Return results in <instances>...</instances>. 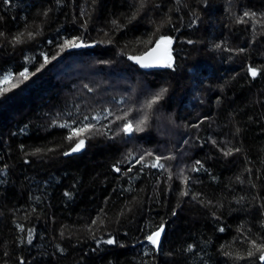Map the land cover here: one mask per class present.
I'll return each mask as SVG.
<instances>
[{
    "label": "trees",
    "instance_id": "trees-1",
    "mask_svg": "<svg viewBox=\"0 0 264 264\" xmlns=\"http://www.w3.org/2000/svg\"><path fill=\"white\" fill-rule=\"evenodd\" d=\"M136 2L11 0L5 6L0 0V15L4 16L0 31L7 36L0 38V75L12 71L13 82H18L17 73L23 67L34 72L43 63L41 52L49 57L59 53L36 75L0 96V168L8 165L6 174L0 175L4 181L0 183V264H18V258L27 264L149 262L153 258L145 255L147 246L140 229L150 222L159 223L162 217L168 234L156 264H202L208 256L213 257L209 264H222L226 258L216 255L220 245L244 254L249 239L264 238L253 207L259 201L252 200L254 195H264V77L252 80L246 76L247 65L264 67V16L260 15L264 0H207L206 5L197 0H180L179 4L176 0H150L147 9L128 23ZM47 9L51 11L45 17L42 13ZM249 9L257 13L255 18L243 16ZM165 14L172 25L157 36L167 33L175 38L176 71H142L127 56L149 46L137 41H147L148 33ZM241 17L246 23L236 22ZM113 20L121 27L117 29ZM26 24L33 31L39 27L41 34L13 48L8 39L25 31ZM72 36H78L85 46L60 52L58 45ZM189 39L194 43L188 44ZM217 43L221 49L213 47ZM239 48L245 51L238 53ZM85 84L93 91L84 88ZM161 85L171 93L163 112L173 115L179 127L156 121L147 133L140 134L142 138L127 143L96 136L72 157L51 152L43 159L25 155L37 147H57L65 130L48 128L52 118L64 122L68 112L73 117L103 116L106 108L118 114V109L126 107L121 101L129 94L154 91ZM58 113L62 115L57 117ZM205 115L209 120H203ZM111 119H101V123ZM235 127L242 129L237 136L233 135ZM209 138L219 147L227 141V147L241 151L225 157L206 143ZM145 149L154 156H145L137 164ZM129 151L132 154L124 161ZM155 155H175L177 159L161 161L167 170L152 168ZM25 159L30 163L24 164ZM196 160L207 171L189 173L187 169ZM117 161H122L120 173L111 168ZM180 168L199 181L188 186L192 193L223 205L216 214L221 216L225 232L214 231L217 225L211 211L191 196L178 204V192L184 187L175 175ZM74 183L77 187L72 189ZM66 190L73 191L72 199L63 196ZM240 197L245 200L238 204ZM172 209L178 213L175 217L170 215ZM121 210L125 215H120ZM238 226H242L239 233ZM28 229L33 233L31 244L26 242ZM91 235L101 242L99 250ZM110 236L117 239V245L103 244ZM205 240L211 243L204 245ZM188 243L201 245L207 255L199 248L194 253L183 252ZM168 252L173 255L164 254Z\"/></svg>",
    "mask_w": 264,
    "mask_h": 264
},
{
    "label": "snow or ice",
    "instance_id": "snow-or-ice-1",
    "mask_svg": "<svg viewBox=\"0 0 264 264\" xmlns=\"http://www.w3.org/2000/svg\"><path fill=\"white\" fill-rule=\"evenodd\" d=\"M5 6L11 5V0H2ZM59 2V0H58ZM177 4L180 3V0H176ZM198 3L207 4V0H197ZM92 3L95 4L96 0H92ZM150 0H137L134 8L135 10L132 12L131 16L127 18L128 23H131L133 20H136L137 15L140 12L147 9ZM154 8H159V5H153ZM51 9L44 10L42 15L47 17L48 13ZM81 15H83V10H81ZM257 13L252 10H246L243 14L244 17L255 18ZM261 16H264V12L260 13ZM4 21V16L0 15V22ZM237 23H246L243 17L238 18ZM117 29L121 27L117 24L116 20L111 22ZM155 23V22H154ZM194 23V22H193ZM172 25V19L170 16L165 14L158 23H155L154 29L152 32L148 33L147 41L139 40L138 44H146L149 45L144 48L137 55H128L127 59L131 61L133 64L138 66L140 69H168L171 72L176 71V57L173 52L174 40L175 38L169 34H160L157 36V33L161 32V29L166 26ZM41 34L39 27L36 30H29L27 24L25 25V31L17 32L11 36V39H8V43L15 48L17 45L26 43L28 41H33L37 36ZM153 37H156L153 39ZM0 38L7 39L6 33L4 31H0ZM49 44L53 43V41L49 40ZM188 44H193L194 41L188 40ZM78 36H72L71 39H64L62 43L58 45L60 52L65 50H69L72 48L84 47ZM213 47L215 49H221V44H214ZM226 51H232V49H225ZM238 53H243L245 51L244 48H239L236 50ZM124 53H121L123 55ZM56 55L49 57L46 53L41 52L40 56L43 58V63L40 64L39 67H36L34 72H30L27 67H23L17 75L19 77L18 82H13L12 71H5L3 75H0V96H4L5 93L11 91L18 87L19 83H23L24 81L29 80L30 76L36 75L37 72H40L41 69L50 63L51 60H55L57 58ZM28 58L25 57V60ZM246 76L251 77L252 80H256L258 77H264V67L254 66L252 64L247 65L246 67ZM228 83V82H226ZM4 85H8V87H4ZM89 92H92L93 89L90 88L87 84L83 86ZM221 87V92H223L224 86ZM171 100V93L167 86L161 85L156 90H144L137 95L129 94L128 98L122 100L121 103L125 104L126 107L123 109H118L117 113H114L110 108H106L103 110V116L100 114L97 115H76L73 117L72 112H68L66 115L68 119L64 120V122H58L57 118H52L48 124V128H59L65 130L61 135V139L56 148H47L37 147L32 152L25 153L27 156H34L43 159L49 152L58 154L64 157H72L73 155L80 154L83 150L86 149L87 142L94 139L96 136H101L105 140H110L116 142L118 139L120 142L127 143L129 140L142 138L140 134H145L152 127L153 123L156 121H166L168 125L172 127H179L176 124L173 115H165L163 109L168 106ZM220 102L219 99L217 101ZM203 103V101H201ZM62 114L58 113L57 117H60ZM109 117H113V119L109 120L107 124H102L101 119L108 120ZM204 121L209 120V117L205 115L203 117ZM99 125V127L97 126ZM192 127H199V125H192ZM27 128V125L24 126ZM106 129V130H102ZM113 129H115L113 131ZM240 127H235V131L233 132L234 136H237L241 132ZM23 131V129L21 130ZM14 135V134H13ZM185 144L188 143L187 140L184 141ZM206 143H210L213 147L218 148L219 151L222 152L223 156L228 157L232 156L234 153H239L241 149L239 147H227L228 142H224L223 147L218 146V142L215 139L209 138ZM67 144L66 150L59 151V149H63L64 145ZM21 151H24V145H20ZM131 151H129L126 155H124V161H127L131 156ZM153 157L154 153L148 149H145L144 152L139 156L136 160L137 164H142L144 161V157ZM177 157L175 155L163 156V155H155L154 160L150 167L165 169V164L161 163L162 160L171 161L175 160ZM122 161H117L114 163L111 168L113 172L120 173L121 168L118 166ZM24 164H29L30 161L25 159L23 161ZM148 167L149 165H144ZM8 165L5 164L3 168H0V175L6 174V170ZM167 170V169H165ZM201 170L207 171L205 169L204 164L200 160H196L195 164L188 168L187 171L191 172H199ZM128 172H131L132 169L128 168ZM249 173H251V169H246ZM185 169L180 168L178 173H176V178L180 180L181 184L184 185L183 188L178 192V204L182 202L184 197L191 196L192 201L200 204L202 207L209 208L211 214L216 222V227L214 228L215 232L223 233L226 228L224 226H220L221 216L216 214L221 207L219 201L215 204L211 200H203L200 199V193H192L189 190L190 183L199 182L198 179L191 177L190 175H185ZM173 177V173L169 171L168 179L171 180ZM260 177H257L259 179ZM237 181L243 183L239 176L236 177ZM4 181H0L3 183ZM253 188L256 187L255 184L251 185ZM77 185L74 183L71 185L72 189H75ZM63 196L67 197L69 200L73 198V191L66 190L63 192ZM245 200V197H240L237 200V203L240 204ZM253 201H259L258 206L253 205L255 207L256 212L258 213L257 221L262 229H264V195H254L252 197ZM138 203V201H134ZM133 203V202H130ZM130 210V209H129ZM177 211L172 209L170 215L175 217L177 215ZM120 215H125V212L121 210ZM91 223L93 225L97 224V220H92ZM103 223V221H100ZM242 226H238L236 231L239 233L241 231ZM17 228L23 232L24 228L21 225H17ZM143 233V242L147 246V250L145 251V255L152 257L153 259L149 262L141 261V264H156L155 258L158 254L163 253L165 238L167 237V222L162 217L159 223L150 222L149 225H146L145 228L140 229ZM251 232V229H248ZM32 229H28L26 242L28 244L32 243ZM61 238L64 236V232L60 233ZM91 239L96 240L94 235H91ZM97 249L99 250L100 241L96 240ZM117 239L114 236H110L108 239L103 241V244L109 246L117 245ZM210 240L203 241L204 245L210 244ZM249 247L245 249L244 254H241L239 251L233 252L230 248V245H220L216 251V255H222L226 259L222 262V264H228L229 261L232 264H237V262L243 260L245 264H264V238L257 236L256 239H249L248 241ZM123 247V245H120ZM199 248L200 251H204L205 255H207L206 250L201 247V245L197 243H188L183 249V252L186 253H194L195 250ZM57 251L63 253L64 249L57 247ZM166 256H172L173 253L168 252L164 253ZM198 255V253H196ZM7 255V253H5ZM212 256H208L207 260L202 259V264H209V261L212 260ZM18 264H27V262L18 258ZM220 264V262H218Z\"/></svg>",
    "mask_w": 264,
    "mask_h": 264
},
{
    "label": "water",
    "instance_id": "water-1",
    "mask_svg": "<svg viewBox=\"0 0 264 264\" xmlns=\"http://www.w3.org/2000/svg\"><path fill=\"white\" fill-rule=\"evenodd\" d=\"M128 60V59H127ZM129 61V60H128ZM131 62V61H130ZM138 67V66H137ZM139 68V67H138ZM140 69V68H139ZM140 70H142V71H145V72H159V71H161V70H163V69H147V70H145V69H140Z\"/></svg>",
    "mask_w": 264,
    "mask_h": 264
},
{
    "label": "rangeland",
    "instance_id": "rangeland-1",
    "mask_svg": "<svg viewBox=\"0 0 264 264\" xmlns=\"http://www.w3.org/2000/svg\"><path fill=\"white\" fill-rule=\"evenodd\" d=\"M166 34H167V33H166ZM82 73H83V74H85V73H89V74H90V72H88V71H87V72L83 71Z\"/></svg>",
    "mask_w": 264,
    "mask_h": 264
}]
</instances>
